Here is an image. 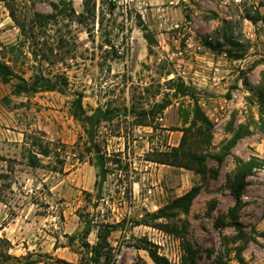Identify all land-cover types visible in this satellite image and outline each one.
<instances>
[{"label":"rangeland","instance_id":"rangeland-1","mask_svg":"<svg viewBox=\"0 0 264 264\" xmlns=\"http://www.w3.org/2000/svg\"><path fill=\"white\" fill-rule=\"evenodd\" d=\"M22 1L28 11H53V0ZM69 1L84 17L52 24L41 36L54 48L57 38L65 36L71 53L64 61L35 59L29 43L9 50L21 36L0 1V60L17 75L5 84L9 100L3 103L25 108L27 123L26 145L13 157L0 156V224L20 208L37 210L43 234L64 246L65 234L83 229L80 215L86 214L94 223H124L110 237L115 264H154L146 251L137 249L143 239L157 245L172 264H182L181 239L136 223L198 185L201 191L190 212L180 215L188 224L185 238L199 253L197 264H264V0H88L94 17L84 12V0ZM258 15L261 20L253 21ZM35 73L61 85L66 79L64 92L38 96L56 108L43 106L36 95L24 106L14 100L18 77L30 80ZM180 83L196 93L214 123L211 146L200 150L207 156L205 176L152 161L179 146L189 126L184 118L193 101L175 94ZM78 95L87 111L102 106L116 113L98 130V142L111 159L100 195L97 169L84 152L83 127L71 115ZM162 101L169 103L166 110L141 126L126 114L131 107L140 111ZM44 107L59 111L64 123L57 139L52 135L61 126L36 114ZM139 127L142 138L135 137ZM41 146L49 147L48 157L39 154ZM119 152L127 170L114 162ZM34 153L40 168H30L26 159ZM243 169L245 185L232 213L237 205L232 183ZM96 239L94 231L88 241L95 244ZM10 247L0 236V253L7 254Z\"/></svg>","mask_w":264,"mask_h":264},{"label":"trees","instance_id":"trees-1","mask_svg":"<svg viewBox=\"0 0 264 264\" xmlns=\"http://www.w3.org/2000/svg\"><path fill=\"white\" fill-rule=\"evenodd\" d=\"M5 3V7L9 12V17L14 22L15 26L20 31L21 40L18 44L9 46V50L12 52L21 50L26 43H29V47L32 50V55L35 59L50 61L51 56L56 58V61H64L65 56L71 53L69 50V42L64 35H60L56 40L55 48L48 45V42L42 41L41 36L46 34L48 27L52 24H59L60 21L69 20L73 21L74 18L81 20L84 17V13L77 14L72 1L69 0H53L50 1L52 8L51 13H41L38 11H28L23 7L22 0H0ZM85 13L88 16H95L94 10L90 7V2L84 0L83 2ZM259 15L252 19L257 22ZM78 20V21H79ZM146 39L151 41L150 35H145ZM63 52V53H61ZM17 76L13 68L0 60V80L2 83H9L10 78ZM19 82L14 85L13 95H35L40 92H64V86H66V79L63 85L54 82L49 77L44 76L42 73H35L31 76L30 80L24 77H18ZM176 95L180 94L184 97H190L193 101L192 109L186 111L184 123L189 124L183 130V137L181 143L177 147H172L167 152L159 153L157 158L152 160L155 163L169 165L177 168H183L193 171L197 174L205 176L208 172L207 156L200 152L201 149H207L211 146L213 140L214 123L206 115L204 110L199 104V99L196 93L186 87L183 83L176 86ZM4 102H8V97L3 98ZM169 106V103L162 101L155 104L150 109H142L137 111L135 107H131L126 112L141 126L145 123V120H154L156 115L162 113ZM71 115L75 120L81 123L85 137H82L84 152L89 156V163L97 169V179L95 182V189L100 195L103 184L107 180L109 174V167L107 163L111 161L108 154L104 152L99 144V127L103 123L111 122L116 116L115 111L109 107L99 106L91 111H87L84 108L82 102V96L78 95L71 103ZM40 154L48 157L50 155L49 147L41 146ZM2 159V157H0ZM29 164L32 167H41V160L37 155H29ZM115 163L123 165V168L128 169V163L124 162L122 152L113 155ZM247 174L244 169L237 171L234 181L232 183L235 196L237 199V205L232 209V213H235L236 208L240 202L241 191L245 185V178ZM201 187L196 185L185 192L183 195L174 198L169 201L163 207L159 208L156 212L146 213L141 221L136 224L154 226L155 228L174 236L182 240V247L184 255L182 258V264H197L199 253L193 248V246L186 240V234L188 233V224L185 220L181 219L180 215L188 214L193 206L194 200L200 194ZM82 222L85 224L83 229L75 235L65 234V238L68 240V244L64 245L72 249L74 253L79 256L77 263H71L64 259L53 258L52 256L45 254L39 255L37 258H33V254H28L23 258L14 257L9 254L2 255L5 262L15 261L17 264H36L44 262L45 264H115L114 248L111 244L110 237L114 232H117L119 228H123L124 223H94V220L86 219L88 215H80ZM233 226L239 227L236 222L232 223ZM96 231V242L91 244L88 241L89 236ZM239 232L236 238L240 239ZM76 246V247H75ZM55 247H58L56 244ZM137 249L144 250L148 253L150 259L154 264H172L170 260L161 255L158 252V247L151 241L143 239L140 244L137 245ZM242 252V248L238 249V254Z\"/></svg>","mask_w":264,"mask_h":264},{"label":"crops","instance_id":"crops-1","mask_svg":"<svg viewBox=\"0 0 264 264\" xmlns=\"http://www.w3.org/2000/svg\"><path fill=\"white\" fill-rule=\"evenodd\" d=\"M5 87V83H0V156L9 158L10 156L13 157V152H16V150L26 145L24 141V126L27 123H25V108H20L19 106L9 108L7 103H3V98L7 94V88L5 89ZM35 95L34 99L42 103L43 106L48 105L50 108L57 107L55 104L49 103L45 98L40 99L38 97L47 95V92H40ZM13 97H15L14 100L18 102L19 105L22 104V106H24L23 103H26L28 100H33L31 96L25 94L19 96L13 95ZM36 114L39 118L44 115L47 122L51 125L55 124L56 127L61 126L60 132L56 130L55 133H53L52 136L54 139L62 136L64 123L60 120L59 111L46 110V107H44ZM39 154L36 153L35 155L38 157ZM26 159L29 160L28 158ZM30 168L36 169L40 167L30 166ZM41 225V216L37 213V210L32 212L24 208H20L19 211H17V216L6 222V224H0V236L5 237L11 243V247L7 251V254L19 258H23L29 253L33 254V258L48 254L71 263H77L79 260L78 255L72 252L67 246L55 247L58 242L57 238L46 232L43 234ZM0 264H9V262L3 261V258L0 257ZM36 264L45 263L39 262Z\"/></svg>","mask_w":264,"mask_h":264},{"label":"built area","instance_id":"built-area-1","mask_svg":"<svg viewBox=\"0 0 264 264\" xmlns=\"http://www.w3.org/2000/svg\"><path fill=\"white\" fill-rule=\"evenodd\" d=\"M243 1H244V0H235V2L238 3V4H242ZM171 3H172V2H171ZM160 120L163 121L164 119L161 117ZM134 131L137 132V134H135V137H138V136H139L140 138H142V136H143V131H144L143 128L139 127V128H137V129H135Z\"/></svg>","mask_w":264,"mask_h":264}]
</instances>
